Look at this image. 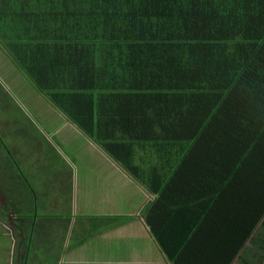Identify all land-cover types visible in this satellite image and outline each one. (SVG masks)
<instances>
[{
  "label": "crops",
  "instance_id": "1",
  "mask_svg": "<svg viewBox=\"0 0 264 264\" xmlns=\"http://www.w3.org/2000/svg\"><path fill=\"white\" fill-rule=\"evenodd\" d=\"M17 16L2 29L35 30ZM36 40L0 45V264H171L151 228L198 264H264V172L228 218L177 92L128 83L99 41Z\"/></svg>",
  "mask_w": 264,
  "mask_h": 264
},
{
  "label": "trees",
  "instance_id": "2",
  "mask_svg": "<svg viewBox=\"0 0 264 264\" xmlns=\"http://www.w3.org/2000/svg\"><path fill=\"white\" fill-rule=\"evenodd\" d=\"M0 10V22L14 12L35 27L0 25L3 48L36 39L99 41L103 54L132 68L128 83L177 92L188 104L182 118L195 125L194 176L209 183L201 169L210 161L214 196L207 200L227 203L232 216L264 172V0H0ZM221 141L230 145L222 161L231 174L218 181L217 159L209 156ZM151 232L171 264H198L204 256H187L185 245Z\"/></svg>",
  "mask_w": 264,
  "mask_h": 264
},
{
  "label": "rangeland",
  "instance_id": "3",
  "mask_svg": "<svg viewBox=\"0 0 264 264\" xmlns=\"http://www.w3.org/2000/svg\"><path fill=\"white\" fill-rule=\"evenodd\" d=\"M264 180V179H263ZM252 247H246V253L251 249ZM260 248H258L257 250H255V252L258 254L257 256H256V259H259V261H261L260 260V257H263L264 256V251L263 250H261L260 252H258V250H259Z\"/></svg>",
  "mask_w": 264,
  "mask_h": 264
}]
</instances>
